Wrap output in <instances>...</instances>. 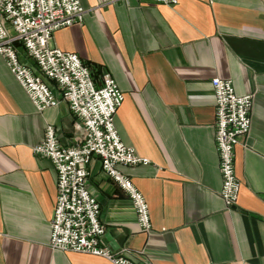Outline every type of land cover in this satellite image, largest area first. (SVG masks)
Segmentation results:
<instances>
[{
  "label": "crops",
  "instance_id": "obj_1",
  "mask_svg": "<svg viewBox=\"0 0 264 264\" xmlns=\"http://www.w3.org/2000/svg\"><path fill=\"white\" fill-rule=\"evenodd\" d=\"M79 1L83 24L57 30L50 46L75 53L96 80L111 75L124 94L118 135L151 162L119 167L149 206L146 235L127 196L91 159L100 245L136 264H264V0ZM17 53L38 73L21 46ZM214 78L254 94L250 134L234 152L232 209L219 196ZM47 124L62 145L73 144L67 103L37 112L0 56V264H109L48 246L56 172L32 152Z\"/></svg>",
  "mask_w": 264,
  "mask_h": 264
},
{
  "label": "built area",
  "instance_id": "obj_2",
  "mask_svg": "<svg viewBox=\"0 0 264 264\" xmlns=\"http://www.w3.org/2000/svg\"><path fill=\"white\" fill-rule=\"evenodd\" d=\"M156 2L174 6L178 0ZM85 14L79 0H0V56L37 112L64 101L75 118L74 130L78 133L72 145H62L55 128L47 124L43 139L32 147L33 154L48 158L56 172L49 248L98 257L109 264H136L123 253H113L100 245L104 228L99 222V204L87 187L88 166L92 158L99 160L101 170L131 202L139 230L148 235L153 230L149 206L119 167L147 166L151 162L126 146L118 135L114 116L124 94L111 75L105 72L96 80L75 53L50 46L54 32L83 24ZM17 46L34 61L38 73L20 62ZM47 81L53 83L58 97ZM211 85L215 151L221 177L219 196L224 206L232 209L240 190L234 152L240 139L250 134L254 94L237 95L231 80L214 78Z\"/></svg>",
  "mask_w": 264,
  "mask_h": 264
}]
</instances>
